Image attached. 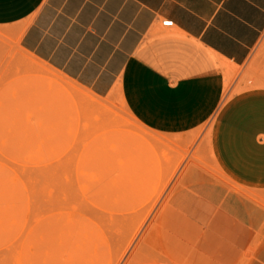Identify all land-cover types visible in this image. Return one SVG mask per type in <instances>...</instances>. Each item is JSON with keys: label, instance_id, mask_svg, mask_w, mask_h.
I'll list each match as a JSON object with an SVG mask.
<instances>
[{"label": "rangeland", "instance_id": "1", "mask_svg": "<svg viewBox=\"0 0 264 264\" xmlns=\"http://www.w3.org/2000/svg\"><path fill=\"white\" fill-rule=\"evenodd\" d=\"M224 97L264 86V32ZM218 66V63H217ZM0 31V264H264V195Z\"/></svg>", "mask_w": 264, "mask_h": 264}, {"label": "crops", "instance_id": "2", "mask_svg": "<svg viewBox=\"0 0 264 264\" xmlns=\"http://www.w3.org/2000/svg\"><path fill=\"white\" fill-rule=\"evenodd\" d=\"M0 31L156 132L187 141L206 126L216 168L264 195V86L224 97L218 61L248 60L264 0H0Z\"/></svg>", "mask_w": 264, "mask_h": 264}, {"label": "built area", "instance_id": "3", "mask_svg": "<svg viewBox=\"0 0 264 264\" xmlns=\"http://www.w3.org/2000/svg\"><path fill=\"white\" fill-rule=\"evenodd\" d=\"M172 20H162L161 21V25H163V26H166V27H170V26H172Z\"/></svg>", "mask_w": 264, "mask_h": 264}]
</instances>
